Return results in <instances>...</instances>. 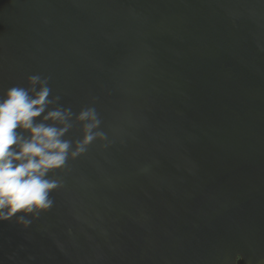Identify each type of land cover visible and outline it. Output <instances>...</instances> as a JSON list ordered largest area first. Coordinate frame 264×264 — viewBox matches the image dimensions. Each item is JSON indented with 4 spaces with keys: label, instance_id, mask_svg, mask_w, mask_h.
Listing matches in <instances>:
<instances>
[{
    "label": "water",
    "instance_id": "obj_1",
    "mask_svg": "<svg viewBox=\"0 0 264 264\" xmlns=\"http://www.w3.org/2000/svg\"><path fill=\"white\" fill-rule=\"evenodd\" d=\"M30 76L70 147L0 264H264V0H0V98Z\"/></svg>",
    "mask_w": 264,
    "mask_h": 264
},
{
    "label": "clouds",
    "instance_id": "obj_2",
    "mask_svg": "<svg viewBox=\"0 0 264 264\" xmlns=\"http://www.w3.org/2000/svg\"><path fill=\"white\" fill-rule=\"evenodd\" d=\"M28 79L30 87H10L0 98V219L51 206L49 193L57 183L48 173L64 165L70 147L62 139L66 127L47 123H63L66 116L60 109L47 110L52 100L46 80ZM79 118L95 121V113L83 111ZM91 139L88 135L85 142Z\"/></svg>",
    "mask_w": 264,
    "mask_h": 264
}]
</instances>
